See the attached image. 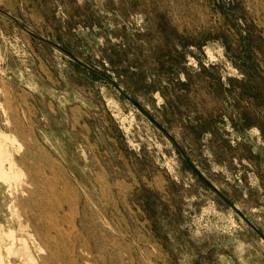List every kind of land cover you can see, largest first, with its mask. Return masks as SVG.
<instances>
[{
  "label": "rangeland",
  "instance_id": "obj_1",
  "mask_svg": "<svg viewBox=\"0 0 264 264\" xmlns=\"http://www.w3.org/2000/svg\"><path fill=\"white\" fill-rule=\"evenodd\" d=\"M0 131L91 264H264V0H0Z\"/></svg>",
  "mask_w": 264,
  "mask_h": 264
},
{
  "label": "bare ground",
  "instance_id": "obj_2",
  "mask_svg": "<svg viewBox=\"0 0 264 264\" xmlns=\"http://www.w3.org/2000/svg\"><path fill=\"white\" fill-rule=\"evenodd\" d=\"M11 141L12 136L0 131V180L8 184L9 195L13 197L8 206L10 213L18 217L26 216L27 224L20 220L18 228L22 232L31 228L35 233H31L30 239L24 235L16 236L13 228L7 230L0 221V264H91V249L80 241L75 225L72 227L74 231L70 229L77 201L72 188L68 183L58 188L57 178L46 175L43 165L41 169L29 173L28 181L33 185L31 189L23 185L15 186L22 181L19 168L27 165L28 156L17 158L9 146ZM18 188L22 195H26L25 198L16 195ZM20 208L24 211L21 212ZM26 232L31 231L28 229ZM31 244L35 245L38 253L49 250L58 262H51L52 259L46 255L40 256L39 261ZM13 255L19 256L22 262L12 261Z\"/></svg>",
  "mask_w": 264,
  "mask_h": 264
}]
</instances>
